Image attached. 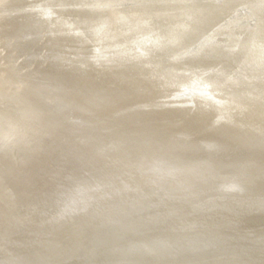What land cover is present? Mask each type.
Here are the masks:
<instances>
[{
    "label": "bare ground",
    "instance_id": "6f19581e",
    "mask_svg": "<svg viewBox=\"0 0 264 264\" xmlns=\"http://www.w3.org/2000/svg\"><path fill=\"white\" fill-rule=\"evenodd\" d=\"M0 264H264V0H0Z\"/></svg>",
    "mask_w": 264,
    "mask_h": 264
},
{
    "label": "rangeland",
    "instance_id": "374dc122",
    "mask_svg": "<svg viewBox=\"0 0 264 264\" xmlns=\"http://www.w3.org/2000/svg\"><path fill=\"white\" fill-rule=\"evenodd\" d=\"M250 14V13H249ZM241 15H243V16H241ZM237 16V17H236ZM251 16V15H250ZM253 16V15H252ZM234 17H236V18H234ZM231 18V19H230ZM227 21H226V24H225V27L226 26H231V25H235V24H237V23H239L240 22V19H243L244 18V14L243 13H241V12H237L236 14H234V15H232L231 17H230ZM233 18H234V20H233ZM231 20H232V22H231ZM228 21H230V22H228ZM234 21V22H233ZM227 22H228V24H227ZM234 23V24H233ZM231 24V25H230ZM235 28V27H234ZM116 50L115 51H112V55H114V54H116Z\"/></svg>",
    "mask_w": 264,
    "mask_h": 264
}]
</instances>
